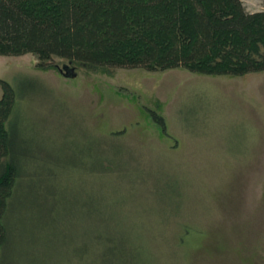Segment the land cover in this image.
<instances>
[{
	"label": "rangeland",
	"instance_id": "1",
	"mask_svg": "<svg viewBox=\"0 0 264 264\" xmlns=\"http://www.w3.org/2000/svg\"><path fill=\"white\" fill-rule=\"evenodd\" d=\"M242 1L264 10V0ZM51 63L68 78L31 54L0 57L25 170L0 264H78L82 221L89 235L98 224L133 237L148 264H264V73Z\"/></svg>",
	"mask_w": 264,
	"mask_h": 264
},
{
	"label": "trees",
	"instance_id": "2",
	"mask_svg": "<svg viewBox=\"0 0 264 264\" xmlns=\"http://www.w3.org/2000/svg\"><path fill=\"white\" fill-rule=\"evenodd\" d=\"M29 54L42 70L56 69L51 62L60 58L89 70L242 78L264 73V10L250 13L242 0H0V57ZM16 104V91L0 75V253L25 176L10 129ZM159 119L164 132L165 119ZM87 197L75 199L91 215L95 204ZM82 222L72 229V243L83 244L76 245L82 249L78 264H148L133 237L108 234L98 224L89 235L91 226Z\"/></svg>",
	"mask_w": 264,
	"mask_h": 264
},
{
	"label": "flooded vegetation",
	"instance_id": "3",
	"mask_svg": "<svg viewBox=\"0 0 264 264\" xmlns=\"http://www.w3.org/2000/svg\"><path fill=\"white\" fill-rule=\"evenodd\" d=\"M65 69L67 70L68 68L65 67ZM56 70H57L62 76L66 77L65 73L62 72V70H61L60 68H58V69H56ZM67 74H68V76H69V74H72L73 77H77V75H78L76 72H70V71H67ZM66 78H68V77H66Z\"/></svg>",
	"mask_w": 264,
	"mask_h": 264
},
{
	"label": "water",
	"instance_id": "4",
	"mask_svg": "<svg viewBox=\"0 0 264 264\" xmlns=\"http://www.w3.org/2000/svg\"><path fill=\"white\" fill-rule=\"evenodd\" d=\"M73 77L72 75H69V78Z\"/></svg>",
	"mask_w": 264,
	"mask_h": 264
}]
</instances>
